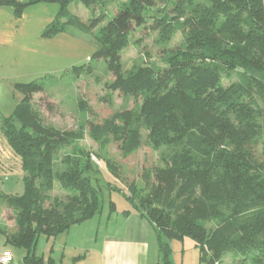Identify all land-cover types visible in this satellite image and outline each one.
Here are the masks:
<instances>
[{
  "label": "trees",
  "instance_id": "obj_1",
  "mask_svg": "<svg viewBox=\"0 0 264 264\" xmlns=\"http://www.w3.org/2000/svg\"><path fill=\"white\" fill-rule=\"evenodd\" d=\"M76 1L87 8L101 2L0 0V7L20 16L29 6L53 3L67 13ZM106 18L102 13L90 24L74 17L53 22L45 35L64 32L70 24L90 33L106 21L95 57L109 66L110 89L142 96L149 138L157 146L175 147L145 174L147 188L131 184L125 193L110 183L104 187L91 156L78 152L82 135L45 125L30 106L29 94L40 90V83L16 85L24 98L4 120L3 133L25 174V193L7 199L16 223L11 233L0 225L7 245L26 250L24 264H45L36 255L38 238L55 239L102 215L105 191H118L155 230L163 264H172L171 242L187 237L199 250L200 264H223L229 254L235 264H264L263 0H124ZM149 22L161 42L180 33L183 43L165 52L163 67L143 65L125 74L121 51L130 34ZM131 119L124 111L113 121L127 126ZM62 150L78 157L67 156L66 169L56 171ZM106 168L119 177L115 165L106 162ZM56 182L69 193L66 201L51 199ZM115 209L110 201V213Z\"/></svg>",
  "mask_w": 264,
  "mask_h": 264
},
{
  "label": "rangeland",
  "instance_id": "obj_2",
  "mask_svg": "<svg viewBox=\"0 0 264 264\" xmlns=\"http://www.w3.org/2000/svg\"><path fill=\"white\" fill-rule=\"evenodd\" d=\"M122 2L124 0H101L99 4L87 8L76 1L69 6L67 13L60 12L58 4L42 3L27 7L20 16L11 7H0V225L10 233L16 230L15 211L8 206L7 199L22 197L25 193V174L3 133L4 120L15 113L24 98L16 85L40 83V90L29 94L30 106L45 125L82 135L78 152L91 156L95 167L101 171L98 178L104 187L110 183L125 193L129 192L131 184L146 187L145 174L162 165V158L175 147L157 146L149 138V129L141 113L142 96L110 89L114 77L109 66L106 61L95 57L99 47V29L106 21L90 33H84L70 24L64 32L45 35L53 22L66 23L73 17L85 24H90L102 13L109 19ZM150 25L149 22L145 28L135 29L129 36V43L121 51V67L125 74L143 65L163 67L165 52L182 45L180 33L167 43L161 42L159 33L148 29ZM223 82L225 85L231 83L228 79ZM124 111L132 114L127 126L113 121L116 114ZM259 122L264 134V121L261 119ZM256 152L261 159L262 144ZM67 156L78 157L62 150L56 155V171L66 169L64 160ZM106 162L117 167L118 178L110 174ZM49 194L51 199L65 201L69 196L58 182ZM104 198L102 215L72 227L55 239L40 236L36 245L37 257H42L45 264H49L50 260L54 264H96L98 246L106 237L119 231L124 212L133 211L118 191H105ZM110 201L116 206L112 214L109 211ZM207 227L212 228L213 225ZM6 242V236L0 233V254L11 250L13 264H24L26 250ZM171 248L169 259L172 264H198L199 250L191 238L172 241ZM151 250L150 263L158 261V264H163L157 241L155 251L153 243ZM223 264H235L233 255L225 256Z\"/></svg>",
  "mask_w": 264,
  "mask_h": 264
},
{
  "label": "crops",
  "instance_id": "obj_3",
  "mask_svg": "<svg viewBox=\"0 0 264 264\" xmlns=\"http://www.w3.org/2000/svg\"><path fill=\"white\" fill-rule=\"evenodd\" d=\"M123 216L124 221L119 231L113 236L106 237L98 246L99 259L96 264H151L152 243L154 251L155 241L158 243L155 230L135 210H128V213ZM158 251H160L159 245ZM159 258L158 254L157 259L159 260ZM85 262H87L86 259ZM155 264H158V261H155ZM198 264H200V260Z\"/></svg>",
  "mask_w": 264,
  "mask_h": 264
},
{
  "label": "built area",
  "instance_id": "obj_4",
  "mask_svg": "<svg viewBox=\"0 0 264 264\" xmlns=\"http://www.w3.org/2000/svg\"><path fill=\"white\" fill-rule=\"evenodd\" d=\"M13 262V254L10 251H4L0 254V264H11Z\"/></svg>",
  "mask_w": 264,
  "mask_h": 264
}]
</instances>
